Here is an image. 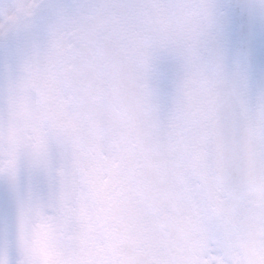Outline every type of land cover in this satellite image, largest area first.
I'll list each match as a JSON object with an SVG mask.
<instances>
[{"label":"rangeland","instance_id":"1","mask_svg":"<svg viewBox=\"0 0 264 264\" xmlns=\"http://www.w3.org/2000/svg\"><path fill=\"white\" fill-rule=\"evenodd\" d=\"M64 1L52 0L41 8L38 3L39 0L38 2L37 0H0V67L10 65L21 59L31 60L30 56L38 58L33 50L39 51L40 57L43 58L46 53L50 52L49 49L54 48L57 56L56 60L58 62L62 60L64 64H59L67 70L71 64L72 42L86 41L96 47L102 33L109 32L112 35H121L120 31L123 29L133 30L134 32L139 29V31H143L139 38L144 42H148L145 43L147 46L144 44V48L146 50L151 48L153 51L158 52L159 54L156 55L158 60L172 57V64L177 65L176 62L184 63V69L178 75L172 74L170 67L164 66L162 70L156 69L158 72L154 74L157 78L155 80L156 85L153 83L152 106L155 124L161 126L171 124L173 127L174 120L179 117L175 115L174 109L176 108L189 109L190 111L196 109L197 113H210L213 89L204 85V78L209 75L213 81L214 79L208 72L204 59L207 49L206 38L214 19H225L219 12H215V15L213 12V3L223 4L224 0H152L153 8L156 3L158 7L148 15V18H141V11H138L136 7L130 13L126 12L130 10L126 7L132 4L135 5V0H122L118 4L114 3V0H94L99 7L98 14L93 17L84 16L81 20H78V16H76L78 14L75 12L77 9L73 10V0ZM116 8L118 9L116 10ZM154 16L155 19L151 23V17ZM166 16H170L167 19L172 25L171 29L167 27ZM180 17L184 18V28L181 27V23L178 21ZM39 23L45 24V26H38ZM160 27H163V33L168 36V40L175 41V43L172 42L174 45H168L170 50L166 49L164 53H162L164 48L162 42L150 47V43L146 38V35L150 37V34L145 29L153 28L157 31ZM181 28L185 32L179 34L181 40L177 41V34ZM223 29L226 32L228 27L225 26ZM130 34L132 35L133 32H130ZM120 37L124 39L130 51H135L138 55L147 54L144 51L135 50L139 47V43H143L139 39L137 42L138 36L134 35V40L129 36L122 35ZM56 45H60L62 48L58 49ZM174 53L182 55L183 60L178 56L175 60ZM149 62L152 61L149 60ZM96 65L99 69L102 67L100 58H97ZM169 66L173 67V65ZM144 70L148 71V69ZM99 73L103 78L104 85L108 81V77L103 70ZM150 73L152 72L148 74ZM65 79L63 78L61 83L62 89H68L69 87ZM103 85L97 86L95 90L89 91V93L104 90ZM243 106L247 111L248 108L245 107L244 103ZM112 109L114 111L108 109L110 113H106V118L110 119L107 122L110 129L103 132L105 137L103 190L100 195L94 196V203L91 201L89 205V215L92 219L91 228L94 230L95 242L98 228L101 231L104 264H113L111 254L118 251L113 227L108 219V199L115 186L122 182H128L133 187L132 193L124 201V216L127 225L134 233L135 230L140 231V233L143 231L144 239H159V232L155 227H152V219L158 216L160 227L161 214L164 211L180 210L185 239H188L189 242L191 240L196 241L195 244L189 246L190 257L187 264H226V261H232V264H236V261L240 259L239 257L237 258L234 255L232 257L231 255L222 259L214 256V251L210 252L213 245L209 243V233L214 231L216 239L260 240L262 234H264V202L252 199L242 213L235 214L226 203L222 192L210 173V169H207L208 167L203 164L206 168L202 169L204 172L199 174L201 177L199 179L189 178L187 174L184 176L182 170L173 171L169 174L163 205L158 210H151L141 188L137 185L133 173L128 174L130 166L135 163L138 164L137 155L135 158L132 156L135 153L132 141L129 142V134L124 119L120 113L119 115L116 113L113 107ZM247 113L252 122L260 126L259 114L250 113L249 110ZM200 118L199 116L195 118L198 123L201 122ZM188 120L191 121L192 119ZM191 123H194V121L189 124ZM0 128L4 129L7 135L5 138V134L0 131L1 172L10 167H17L20 148L17 141V132L13 131L17 128L16 124L14 123L11 128L8 122H1ZM167 136L174 140L168 131ZM260 139L264 149L263 129L260 130ZM113 140H115V143ZM128 143L131 145L130 149L127 146ZM173 146L176 148H173V150H178L179 146L177 144L174 143ZM26 181L27 183L24 182L23 191L27 219L29 222L35 221V230L31 234L28 229L10 231L0 224V264H19V257L24 250L38 251L40 257L49 259L53 257L56 251L55 241L57 240V247L63 245L65 232L62 228L64 225L54 224V218L50 223L49 209L52 197L48 181L42 177L29 176ZM33 185L40 190L39 195L33 192ZM56 198L58 199V196ZM58 204L61 205L62 201H59ZM52 225L54 226L51 227ZM65 229L67 236H69V226H65ZM163 234L167 239L166 233L163 232ZM136 240L134 239V241ZM250 245L251 243L248 242L247 246ZM78 250H80V247H78ZM78 250L73 248L69 252L72 264H80L82 261L83 257L79 255ZM251 254L254 253L250 252L248 256Z\"/></svg>","mask_w":264,"mask_h":264},{"label":"water","instance_id":"2","mask_svg":"<svg viewBox=\"0 0 264 264\" xmlns=\"http://www.w3.org/2000/svg\"><path fill=\"white\" fill-rule=\"evenodd\" d=\"M139 116L138 112L135 116L129 115L128 122L131 130L135 132L134 138L137 148L146 164V170L143 172L145 187L148 193L154 196L158 180L155 171V157L151 148L152 140L148 125L144 121H141ZM227 120L230 119L228 118ZM227 120H222L217 127V130H220V137H217L214 142L213 160L214 166L218 170L217 176L219 182L229 198L233 200L234 205L239 206L250 193L259 195L264 192V170L260 165V153L257 146H255L256 144H253L252 139L250 140L247 127L243 128L246 132V136L244 135L246 144L239 145L236 150H233V153L226 151V146L223 143L228 134L224 128L230 124ZM233 120L235 121V119ZM114 222L118 224L116 217ZM119 234L125 249L124 259L130 262L133 258L132 252H130L131 247L127 243L125 234L120 227ZM133 253L137 255L134 251ZM139 261H141V264H150L143 255H139Z\"/></svg>","mask_w":264,"mask_h":264},{"label":"snow or ice","instance_id":"3","mask_svg":"<svg viewBox=\"0 0 264 264\" xmlns=\"http://www.w3.org/2000/svg\"><path fill=\"white\" fill-rule=\"evenodd\" d=\"M261 10L264 11V0H261ZM220 43L224 51L234 53L241 63L255 58L261 75H264V29L257 37L255 32H250L243 23L233 20L228 30L222 34ZM209 243H216L214 231L209 233ZM226 264H232V261H226ZM236 264H264V234L254 254L240 258Z\"/></svg>","mask_w":264,"mask_h":264}]
</instances>
